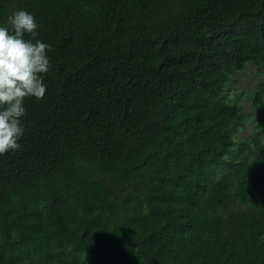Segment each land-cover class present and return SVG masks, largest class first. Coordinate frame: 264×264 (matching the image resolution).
<instances>
[{"label": "trees", "instance_id": "16d2710c", "mask_svg": "<svg viewBox=\"0 0 264 264\" xmlns=\"http://www.w3.org/2000/svg\"><path fill=\"white\" fill-rule=\"evenodd\" d=\"M51 45L0 155V264H264V0H0ZM28 38V37H26Z\"/></svg>", "mask_w": 264, "mask_h": 264}, {"label": "clouds", "instance_id": "9594fccd", "mask_svg": "<svg viewBox=\"0 0 264 264\" xmlns=\"http://www.w3.org/2000/svg\"><path fill=\"white\" fill-rule=\"evenodd\" d=\"M38 29L36 18L25 9L0 23V155L20 147L25 99L41 101L46 96L51 45L38 38Z\"/></svg>", "mask_w": 264, "mask_h": 264}, {"label": "rangeland", "instance_id": "374dc122", "mask_svg": "<svg viewBox=\"0 0 264 264\" xmlns=\"http://www.w3.org/2000/svg\"><path fill=\"white\" fill-rule=\"evenodd\" d=\"M262 83H264V69H259L252 64L235 75L231 81V94L239 99L244 115L245 127L239 133L238 139L248 136L254 130L253 119L256 111L252 108L249 96Z\"/></svg>", "mask_w": 264, "mask_h": 264}]
</instances>
